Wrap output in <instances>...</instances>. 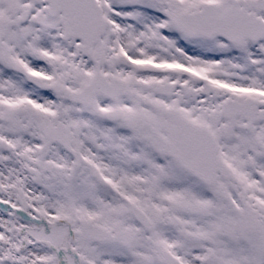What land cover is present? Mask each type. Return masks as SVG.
<instances>
[{"label": "snow or ice", "instance_id": "obj_1", "mask_svg": "<svg viewBox=\"0 0 264 264\" xmlns=\"http://www.w3.org/2000/svg\"><path fill=\"white\" fill-rule=\"evenodd\" d=\"M0 264H264V0H0Z\"/></svg>", "mask_w": 264, "mask_h": 264}]
</instances>
